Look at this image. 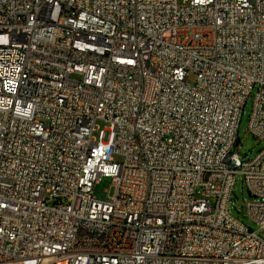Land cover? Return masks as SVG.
<instances>
[{"label": "built area", "instance_id": "built-area-1", "mask_svg": "<svg viewBox=\"0 0 264 264\" xmlns=\"http://www.w3.org/2000/svg\"><path fill=\"white\" fill-rule=\"evenodd\" d=\"M249 101L262 139L264 0H0V264H264Z\"/></svg>", "mask_w": 264, "mask_h": 264}, {"label": "rangeland", "instance_id": "rangeland-1", "mask_svg": "<svg viewBox=\"0 0 264 264\" xmlns=\"http://www.w3.org/2000/svg\"><path fill=\"white\" fill-rule=\"evenodd\" d=\"M181 2L183 0H180ZM196 81V74L191 72L189 76V82L194 83ZM251 110V102L249 101L245 107V113L243 114L242 121L240 123L239 145L235 147V151L241 156L242 159L254 158L260 150L264 148V138H256L248 132V119ZM97 125L100 128H104L106 123L104 121H98ZM114 159L117 162L122 161L121 155H115ZM115 194V187L111 178L104 177L94 187V195L98 200L111 201ZM250 199V194L246 182L241 174L238 175L237 181L234 186L233 196L230 202V209L232 214L243 221L246 225L253 230H258L259 225L253 221L247 214L245 207L246 201Z\"/></svg>", "mask_w": 264, "mask_h": 264}, {"label": "water", "instance_id": "water-1", "mask_svg": "<svg viewBox=\"0 0 264 264\" xmlns=\"http://www.w3.org/2000/svg\"><path fill=\"white\" fill-rule=\"evenodd\" d=\"M238 141H239V139H238Z\"/></svg>", "mask_w": 264, "mask_h": 264}]
</instances>
